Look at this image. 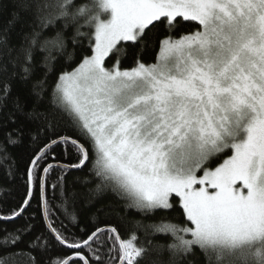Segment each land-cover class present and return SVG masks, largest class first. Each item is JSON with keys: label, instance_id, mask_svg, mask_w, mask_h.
Listing matches in <instances>:
<instances>
[{"label": "snow or ice", "instance_id": "6c2138e0", "mask_svg": "<svg viewBox=\"0 0 264 264\" xmlns=\"http://www.w3.org/2000/svg\"><path fill=\"white\" fill-rule=\"evenodd\" d=\"M13 7L10 22L22 27L15 41L0 28V110L14 83L29 85L37 103L28 115L40 122L33 140L45 142L28 162L24 201L0 219L23 217L35 190L47 222L36 232L31 215L0 229V264H264V0H15ZM184 25L191 27L179 31ZM161 29L156 60L146 63L140 52ZM85 41L88 54L77 62ZM129 44L140 52L125 68ZM62 59L75 67L57 72ZM20 135L5 132L0 159L11 160L5 145ZM85 169L67 182L69 172ZM105 192L125 213L178 204L184 223L135 222L146 236L171 237L164 243L140 241L135 231L125 239L113 223L86 238L68 235L59 216L75 222L77 205L92 207ZM109 212L122 219L111 205L97 209ZM55 244L72 255H49Z\"/></svg>", "mask_w": 264, "mask_h": 264}, {"label": "trees", "instance_id": "16d2710c", "mask_svg": "<svg viewBox=\"0 0 264 264\" xmlns=\"http://www.w3.org/2000/svg\"><path fill=\"white\" fill-rule=\"evenodd\" d=\"M15 0H0V28L7 27L10 37L13 41L17 39L20 27L22 23L17 22L12 24L10 22V17L12 13L16 10L13 5ZM191 25L182 26L179 31H185L190 28ZM52 34V33H49ZM178 34V33H177ZM70 35V33H69ZM163 35V30H159L158 33L151 34L148 38L149 45L145 47L142 52H140L139 47H131L127 45V58H121V64L123 67H130L134 61L137 52H140L141 59L146 63H153L156 60V52L159 50V39ZM87 42H84L83 49L76 48V61L79 62L81 57V52L87 55ZM69 51H73L71 43H69ZM75 67V64H70L65 62V60H60L56 65V70H71ZM19 103L20 110L15 107L16 103ZM37 101L34 96L30 94V87L21 82H16L13 84L11 95L4 101L5 107L0 110V144L5 141V132L12 131L13 129H20L21 135L19 137H14L18 140V143L14 145H5L7 148V153L11 157L10 161L0 159V216H10L14 209H17L24 201L28 191L29 185L27 183L28 176L26 175L28 169V162L32 158L33 154L38 150L39 147L45 142L44 138L41 137L39 140L34 141L33 136L36 134L37 129L40 127V122L32 119L28 114L32 112L33 107L36 105ZM12 114L14 123L8 122V114ZM63 134V133H62ZM45 135H48L46 133ZM60 150L57 149V155L59 156ZM2 155V154H0ZM67 163V161H64ZM11 165V175L8 174V165ZM87 173V169L83 172L73 170L67 174L66 180L71 184L77 177L83 178ZM55 173L52 179H55ZM91 187V186H90ZM35 199L31 200V207L27 209L23 217L14 219L13 222H5L0 219V229L13 230L17 227H21L25 224L26 219L35 215L36 219L32 221L37 227L36 232L44 231L46 219L41 220V211L39 208V196L33 191ZM59 201L57 200V203ZM121 201L117 199L114 193L105 192L100 194L96 198L94 206L89 207L88 205L81 202L76 208V220L71 222L69 219L60 215L59 219L67 226L68 235H75L77 237L86 238V233H90L95 230V227H104L106 223L116 224L120 234L123 238L127 239L129 234L133 231L140 241L152 240L154 243H164L171 242V237L163 235H145L143 228H138L136 221H142L144 224L159 222L161 218L167 217L172 220L173 223H184V216L180 207H177L174 211L171 210H157L153 214H142L134 209L128 210L126 213L120 207ZM173 203H177L173 201ZM109 205L120 209V217L118 219L111 212L109 213H97L98 208L108 207ZM83 230V231H82ZM25 242L31 239V236L24 237ZM51 239V237H49ZM23 247V245H21ZM85 255L88 253L85 252ZM49 255L53 257L58 256H71L72 251L62 245L55 244L54 251ZM47 259V257H46ZM146 264V262H145Z\"/></svg>", "mask_w": 264, "mask_h": 264}, {"label": "water", "instance_id": "95a60500", "mask_svg": "<svg viewBox=\"0 0 264 264\" xmlns=\"http://www.w3.org/2000/svg\"><path fill=\"white\" fill-rule=\"evenodd\" d=\"M34 191V190H33ZM45 219H46V222H47V216H46V213H45Z\"/></svg>", "mask_w": 264, "mask_h": 264}]
</instances>
